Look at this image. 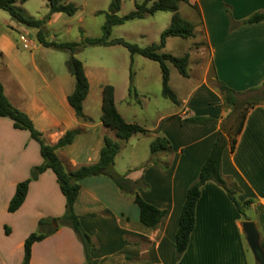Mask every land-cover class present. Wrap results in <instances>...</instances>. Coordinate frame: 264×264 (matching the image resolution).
<instances>
[{
  "label": "crops",
  "instance_id": "0c3cea01",
  "mask_svg": "<svg viewBox=\"0 0 264 264\" xmlns=\"http://www.w3.org/2000/svg\"><path fill=\"white\" fill-rule=\"evenodd\" d=\"M188 2L195 4L199 12L200 21H191L194 33L191 38L196 43L201 41L197 57L202 69L204 65L210 66L213 76L235 91L259 86L264 80V21L231 25L254 12L264 13V0ZM12 21L16 29H20L16 25H24ZM11 44L0 35V83L9 102L28 116L46 142L53 144L64 131L79 129L71 143L55 150L66 171L95 162L103 135L119 144L113 164L123 148L139 142L137 134L148 131L152 132L149 142L156 136L169 142L170 152L157 153L156 163L143 169L138 167L147 159L145 155L131 165L125 160L124 171L112 167L116 174L130 170L127 177H142L147 184L146 188H137V193L165 211L155 228L137 221V207L131 196L122 194L108 179L98 175L79 181L73 209L81 228L94 243L89 250L93 264H252L246 258L247 244L240 226L243 220L224 190L211 181L199 188L187 245L178 260L173 259V236L186 187L195 179L217 130V124H191L183 117L195 115L219 120L227 109L206 74L180 99L177 110L159 117L158 123L145 132L120 140L100 122L89 124L91 118L86 114L89 120L83 121L72 110L64 109L66 96L60 100L62 106L57 99L58 108H63L61 112L52 103L56 100L55 91L47 81L41 78V84L34 88L30 75L21 70L16 59H6L4 51L11 49ZM46 93L50 95L48 99L44 97ZM128 151L124 152V159L128 158ZM163 156L165 161L161 160ZM40 163L38 145L28 132L13 128L10 119L0 117V264H21L23 240L33 232L38 219L58 217L63 211V196L49 169L28 183L16 210H6L15 184ZM160 163H166L167 167L161 168ZM220 171L238 185V200L252 199L248 210H252L254 217L249 220L254 223L258 240L263 239L264 104L247 111L233 149L226 146L222 151ZM52 194L58 200L56 209L50 208L47 200ZM51 223L55 230L31 244L27 264H83L82 247L73 231L58 226L56 221Z\"/></svg>",
  "mask_w": 264,
  "mask_h": 264
},
{
  "label": "trees",
  "instance_id": "16d2710c",
  "mask_svg": "<svg viewBox=\"0 0 264 264\" xmlns=\"http://www.w3.org/2000/svg\"><path fill=\"white\" fill-rule=\"evenodd\" d=\"M23 1L0 0V9L6 11L17 22L27 27L36 28L35 37L41 46L61 50L65 49L69 52L65 64L68 72L73 77L74 85L71 92L66 95V102L76 118L83 121L89 120L82 113V101L88 91V81L81 62L73 57L72 54L73 51L84 46H107L116 44L124 47L130 56L138 54L157 62L160 71V93L172 103H176L175 95L167 84V63L171 64L181 76H187L186 66L188 54L172 55L168 52L161 51V49L164 47L167 37H178L182 39L193 37V24L182 18L177 11L178 4H189L188 0H142L141 2L134 3L133 10L120 16L116 15L119 0H110L108 12L104 13V22L101 25V36L96 38H83L79 42H56L54 40L42 39L41 26L43 23L53 13L73 15L76 11V6L73 3L67 2L66 0H45L48 9L46 15L42 19H33L23 15L15 6V3H21ZM190 6L196 8L195 4H190ZM155 11H166L171 14L167 26L160 31L156 43L140 47L135 43L127 42L121 38L108 39L112 26L121 24L126 20L143 18L146 15H151ZM259 21H264V13L254 12L242 19L241 22L233 23L231 26L233 27L239 23L250 24ZM210 76L209 84L219 93L222 105L227 108V111L221 115L219 120L195 115L183 117L184 121L191 124H217V130L195 179L188 184L185 190L173 236L174 262L178 260L187 245L189 233L194 225V208L199 197V188L206 181H211L224 190L243 221L250 219L246 216L245 212L252 203V199L246 198L244 200H238L236 198V195L239 193V187L230 177L222 175L220 164L223 149L226 146H228L229 150L233 149L247 111L255 105L264 104V80L259 86L251 87L243 91H235L213 76L212 71ZM131 93L135 96L137 95L132 85L129 84L128 94ZM99 109V122L104 127L112 130L114 135L120 140H126L133 133L146 131L143 127L136 123L127 122L120 116L114 106L113 88L109 84H104L100 89ZM0 117L10 119L13 128L26 130L29 137L36 141L41 157V163L29 169L28 177L15 184L13 194L7 202L6 210L13 212L19 207L25 197L28 183L45 169H49L53 173L55 182L64 200L63 211L60 216L38 219L36 226L41 229H37L36 232H31L25 237L22 246L21 264H27L31 244L55 230L56 227L52 225V221H56L58 226L66 224L71 228L81 244L84 259L83 264H93L90 261L89 250L93 247L94 243L91 241L90 236L81 228L79 218L73 209V204L79 189V181L89 176L103 175L109 178L122 194L131 196L132 202L137 207V221L150 228L156 227L165 211L146 202L139 196L136 189L139 187H147L142 177L130 179L127 177L130 170H127L124 174H116L113 171V158L119 149L117 141L103 135L102 145L95 162L80 165L72 170L66 171L55 150L71 143L75 135L79 133V129L66 130L55 143H47L42 133L33 126L28 116L9 102L3 93L1 83ZM169 148L167 139L156 136L148 144V158L138 168L143 169L151 163H156L154 159L155 155L157 153L168 154L170 152ZM159 165L163 169L167 167L166 163H160ZM258 243L263 251V259L259 257V260L254 261L252 264H264V238H259Z\"/></svg>",
  "mask_w": 264,
  "mask_h": 264
},
{
  "label": "rangeland",
  "instance_id": "374dc122",
  "mask_svg": "<svg viewBox=\"0 0 264 264\" xmlns=\"http://www.w3.org/2000/svg\"><path fill=\"white\" fill-rule=\"evenodd\" d=\"M66 1L76 6L75 13L73 15L63 13L50 15L49 19L41 26L42 39L56 42H79L83 38L100 37L104 13L108 12L110 0ZM141 1L119 0L116 15L120 16L133 10L134 3ZM15 6L23 15L33 19H42L48 11L45 0H24L21 3H15ZM177 11L182 18L189 22L196 23L200 21L197 6L194 8L190 4L180 3ZM170 15V12L155 11L151 15H146L140 19L126 20L111 27L108 39L121 38L140 47L156 43L160 31L167 26ZM12 20L6 11L0 9V35H4L12 42L11 49L8 48L7 51H4L7 54L5 55L6 59H16L18 62L16 63L20 64L21 70L30 75L34 82V88L41 84V78L45 82L47 81L49 88L55 91L56 100L52 103L58 108V99L62 106L61 98L63 99L64 96L70 93L74 85L73 77L68 72L65 64L69 52L65 49L41 46L35 37L36 28L18 24L16 26L20 29H16L14 27L16 23ZM20 34L28 41L27 48L21 46ZM199 48H201V41L196 43L195 39L191 37L186 39L167 37L165 39L161 51L172 55L188 54L187 76H181L171 64L167 63V84L175 95L176 103H172L160 93V71L157 62L138 54L130 56L124 47L116 44L84 46L76 49L72 53L73 57L81 62L88 81V91L82 101V113L91 118L89 124L94 125L99 122L100 89L104 84H109L113 88V102L120 116L127 122L136 123L145 130L149 129L158 123L159 117L178 109L181 105L180 99L184 98L193 86L195 87L196 81L202 75L206 74L209 82L211 67L204 65L205 67L202 69L200 66L201 63L198 62L200 59L197 57ZM5 57L2 55L3 61ZM21 72L23 73V71ZM129 84L134 88L136 96L132 93L128 94ZM48 96L50 95L46 93L44 97L48 99ZM61 106L58 109L62 112L63 108ZM63 107L71 111L66 101ZM137 135L139 142H132L133 147L129 143L117 156L112 166L115 170L124 171L125 160L131 165V163H137V160L143 155L148 158L147 144H149L152 132L146 131ZM33 142L36 143L34 140ZM125 151H128V158L124 159L123 154ZM161 160L165 161L166 158L163 156ZM127 162L126 165H128ZM103 177L113 183L106 176ZM114 188H116L115 185ZM47 200H49L50 208L56 209L58 200L54 197V194L49 195ZM245 214L250 219L254 217V213L250 209L246 210ZM60 226L70 228L66 224ZM37 229L40 230L41 228L35 226L33 231L36 232ZM245 252L248 261H251V263L256 261L247 245Z\"/></svg>",
  "mask_w": 264,
  "mask_h": 264
},
{
  "label": "water",
  "instance_id": "95a60500",
  "mask_svg": "<svg viewBox=\"0 0 264 264\" xmlns=\"http://www.w3.org/2000/svg\"><path fill=\"white\" fill-rule=\"evenodd\" d=\"M240 226L244 233L245 242L255 260H259V257L263 259V251L258 243V234L254 223L251 220H244L241 222Z\"/></svg>",
  "mask_w": 264,
  "mask_h": 264
},
{
  "label": "built area",
  "instance_id": "2783aa9c",
  "mask_svg": "<svg viewBox=\"0 0 264 264\" xmlns=\"http://www.w3.org/2000/svg\"><path fill=\"white\" fill-rule=\"evenodd\" d=\"M19 40L21 41V46L23 48H27L28 47L29 43H28V41L25 39V37L22 34L19 35Z\"/></svg>",
  "mask_w": 264,
  "mask_h": 264
}]
</instances>
